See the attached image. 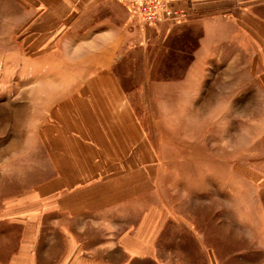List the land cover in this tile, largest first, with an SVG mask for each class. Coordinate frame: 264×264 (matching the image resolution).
<instances>
[{
    "label": "crops",
    "instance_id": "1",
    "mask_svg": "<svg viewBox=\"0 0 264 264\" xmlns=\"http://www.w3.org/2000/svg\"><path fill=\"white\" fill-rule=\"evenodd\" d=\"M182 6L184 24L200 30L180 83L189 101L217 70L264 99V0ZM5 20L17 44L29 31L31 58L77 60L66 73L78 82L46 88L55 99L35 114L49 119L38 132L45 175L0 210V264H116L118 252L125 264L157 260L164 217L150 207V138L113 70L140 28L117 0H0Z\"/></svg>",
    "mask_w": 264,
    "mask_h": 264
},
{
    "label": "rangeland",
    "instance_id": "2",
    "mask_svg": "<svg viewBox=\"0 0 264 264\" xmlns=\"http://www.w3.org/2000/svg\"><path fill=\"white\" fill-rule=\"evenodd\" d=\"M4 22L0 210L45 175L38 132L49 119L35 114L55 99L46 88L78 82L66 73L77 60L31 58L29 31L17 44ZM159 28H135L139 41L113 65L119 82L134 91L135 112L149 135L155 163L150 207L159 203L164 217L159 258L132 264H264V99L253 85L237 91L217 70L220 75L209 76L190 102V91L180 83L200 30L185 24ZM117 254L116 264H125Z\"/></svg>",
    "mask_w": 264,
    "mask_h": 264
},
{
    "label": "built area",
    "instance_id": "3",
    "mask_svg": "<svg viewBox=\"0 0 264 264\" xmlns=\"http://www.w3.org/2000/svg\"><path fill=\"white\" fill-rule=\"evenodd\" d=\"M139 28L161 25L178 26L186 23L189 13L182 6L187 0H117Z\"/></svg>",
    "mask_w": 264,
    "mask_h": 264
},
{
    "label": "bare ground",
    "instance_id": "4",
    "mask_svg": "<svg viewBox=\"0 0 264 264\" xmlns=\"http://www.w3.org/2000/svg\"><path fill=\"white\" fill-rule=\"evenodd\" d=\"M22 53H20V55H21ZM26 57V56H25ZM16 61V60H15Z\"/></svg>",
    "mask_w": 264,
    "mask_h": 264
}]
</instances>
